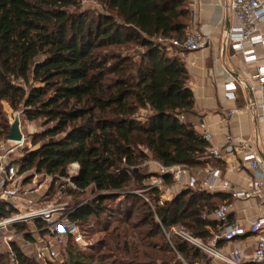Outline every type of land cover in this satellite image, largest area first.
<instances>
[{
    "label": "trees",
    "instance_id": "1",
    "mask_svg": "<svg viewBox=\"0 0 264 264\" xmlns=\"http://www.w3.org/2000/svg\"><path fill=\"white\" fill-rule=\"evenodd\" d=\"M96 1L105 13L78 11L77 0H0V101L20 109L28 121H40L42 128L32 140L34 148L16 162L19 172L66 176L67 167L77 163L73 183L80 191L93 187L96 194L69 214L76 223L110 215L113 210L104 201L123 193L129 182L143 189L151 175L138 165L148 157L164 166L219 164L207 158L210 144L193 124L179 119L192 114L194 105L178 55L185 51L171 45L185 37L191 21L188 0ZM127 44L141 50L133 56L108 50ZM143 109L151 113L140 120L136 115ZM130 195L136 198H125ZM147 196L154 209L139 197L137 217L148 227L146 237H160V251L167 253L161 262L181 264L178 253L188 263L210 264L209 257L183 241L174 243L175 251L160 224L184 226L208 239L219 232V223L202 215L227 203L228 195L183 188L163 205L157 193ZM0 215H8L2 206ZM14 251L15 264H40L17 246ZM59 258L60 264H101L70 244L59 250ZM5 260L12 264L1 252L0 264Z\"/></svg>",
    "mask_w": 264,
    "mask_h": 264
},
{
    "label": "built area",
    "instance_id": "2",
    "mask_svg": "<svg viewBox=\"0 0 264 264\" xmlns=\"http://www.w3.org/2000/svg\"><path fill=\"white\" fill-rule=\"evenodd\" d=\"M224 9L229 10L236 21L234 27L226 32L229 43L245 63L258 62L253 78L256 83L263 85L264 32L261 31V25L264 24V0H231ZM193 23L194 21H191L190 24L194 25ZM211 43L210 35L203 34L194 27L185 32L183 40L171 41L172 46L187 52L207 48ZM255 45H260L262 49L263 63H259L262 57L260 58L256 52ZM235 81L223 84V97L227 101H234L237 87L245 86L244 81L240 79ZM260 107L264 112V103H261ZM238 112H240L239 108H228L226 117H232ZM179 119L182 120L183 116H179ZM198 128L201 130L199 133L201 138L210 144L212 134L203 121L198 123ZM20 132L22 135L20 140L11 141L5 138L0 141V206L8 212L6 216L0 215V253L6 252L12 264L16 263L14 246L38 260H57L59 250L65 246L67 240L72 239L78 246L83 243V240L76 232V222L69 219V214L73 210L66 212L65 205L42 204L40 199L33 202L27 198L31 192L42 189L45 180L37 183L35 181L37 172L34 169L19 172V165L14 161V156L16 154H19V157L22 156L20 152L26 142L21 129ZM236 154L242 155L243 163L251 174L245 187L232 185L222 176L220 168L210 164L190 168L181 164L164 166L154 161L156 171L151 174L146 186L134 193H139L152 209L154 205L146 196L149 192L157 193L158 204L163 205L183 188L205 192L212 197L217 194H227L231 200L255 199L264 206V162L254 142L246 138L230 137L221 148L210 145L207 158L230 164L228 157H234ZM78 168L77 163L70 164L66 176L52 177L42 174L46 177V181L49 180V189L55 182L61 183L55 191L61 192L66 187L78 190L72 181ZM29 171L35 173V177L31 180L33 186L25 188L24 180ZM202 218L216 220L219 223L217 226L220 229L219 232L204 239L182 227H172L170 234L161 224L160 226L174 250V243L179 240L201 251L211 261L217 260L222 264H264V214L255 217L247 226L238 225L229 222L226 206L221 204L210 215L203 214ZM23 225H31V227L19 231L18 226ZM247 236H251L254 241L251 254L238 248L225 249L219 245L221 241L226 243ZM177 255L182 264H198L188 263L181 255L178 253Z\"/></svg>",
    "mask_w": 264,
    "mask_h": 264
},
{
    "label": "crops",
    "instance_id": "3",
    "mask_svg": "<svg viewBox=\"0 0 264 264\" xmlns=\"http://www.w3.org/2000/svg\"><path fill=\"white\" fill-rule=\"evenodd\" d=\"M231 0H188L191 11L189 29L196 28L203 34L210 35L212 43L207 48L179 52L188 72V87L194 96L193 113L183 116L182 120L193 124L198 133V123L203 121L212 134L211 146L221 148L230 137L250 139L258 152L264 155V112L260 104L264 103V84L254 80L258 62L245 63L239 53L227 39L226 32L234 27L236 21L224 6ZM190 21V23H191ZM264 32V24L261 25ZM263 63L260 45L254 46ZM240 79L245 86L237 87L236 99L227 101L223 97V84ZM239 108L240 112L226 117L228 108ZM230 164L219 160L218 167L222 176L232 185L245 187L250 178V171L243 163L242 155L228 157ZM177 190V188H176ZM226 213L230 223L247 226L255 217L264 214V206L255 199L231 200L226 196ZM253 238H238L230 242H220L225 249L238 248L251 254ZM210 264H222L212 260Z\"/></svg>",
    "mask_w": 264,
    "mask_h": 264
},
{
    "label": "rangeland",
    "instance_id": "4",
    "mask_svg": "<svg viewBox=\"0 0 264 264\" xmlns=\"http://www.w3.org/2000/svg\"><path fill=\"white\" fill-rule=\"evenodd\" d=\"M79 2L78 11L89 12V14L105 13L106 9L99 4L96 0H77ZM190 24V23H189ZM189 29H186V31ZM168 43V42H167ZM109 51H122L123 54H129L133 56L139 50L135 44H127L122 49L109 48ZM169 53H173V48H168ZM136 60L138 57H134ZM151 112L147 109H143L137 112V118L144 120ZM19 119L20 129L22 130L26 142L20 152L22 155L26 150L34 148L32 140H36V135L41 132L42 128L40 121H28L19 110H12L7 101H0V141L4 140V133L9 132L10 124L15 118ZM146 151V148H143ZM19 160V154L14 156V161ZM154 159L148 157L141 164L138 165L140 170L147 175L154 174L156 171V164ZM70 165L67 167L69 171ZM34 172H27L24 180V187L31 188L33 186L32 177H35ZM36 182H43L45 184L42 189L36 192L28 194L27 198L33 202L40 199L42 204H55L59 206L65 205L66 212L74 210L76 207L90 202L96 191L93 187H88L84 191L73 190L69 187L63 188L61 192L55 191L57 186L61 183H52V188L49 189V180L46 181V177L42 173H36ZM149 181V177L144 180V183ZM141 190L136 188V184L129 182L128 186L122 191L123 193L116 194L114 197L107 201H104L106 207L113 210L110 215L103 214L99 217L91 216L84 223H76V232L80 234L83 243L78 246L75 245L72 239L67 240L66 245L70 244L74 248L81 250L85 254H89L99 261L101 264H163L161 262V256L164 253L160 251L161 239L159 236L146 237L147 225L139 222L137 213L139 209H136L141 204V200L138 198L141 195L135 194V191ZM180 191V190H179ZM134 194L136 198H125L126 195ZM147 196V195H146ZM144 199L143 197H141ZM129 202H126V201ZM151 201V200H150ZM135 204V205H134ZM145 210V209H144ZM126 211V212H125ZM31 225L18 226V230H27ZM178 228H184V226H174ZM187 230V229H186ZM167 233H172V228L165 229ZM166 238V234L163 231ZM124 243L127 245V249H124ZM127 252V253H126ZM185 260V259H184ZM63 259L57 258L53 261V264H60ZM186 261V260H185ZM40 264H44L43 260L39 261ZM187 262V261H186ZM4 264H9L5 260ZM171 264V262H170ZM182 264V263H181Z\"/></svg>",
    "mask_w": 264,
    "mask_h": 264
},
{
    "label": "water",
    "instance_id": "5",
    "mask_svg": "<svg viewBox=\"0 0 264 264\" xmlns=\"http://www.w3.org/2000/svg\"><path fill=\"white\" fill-rule=\"evenodd\" d=\"M22 137L20 128H19V119L16 117L13 122L10 124L9 132L6 136V139L11 141L20 140ZM264 162V155L260 156Z\"/></svg>",
    "mask_w": 264,
    "mask_h": 264
}]
</instances>
